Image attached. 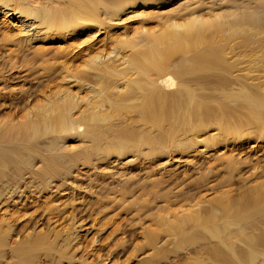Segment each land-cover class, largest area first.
Segmentation results:
<instances>
[{"label": "rangeland", "instance_id": "374dc122", "mask_svg": "<svg viewBox=\"0 0 264 264\" xmlns=\"http://www.w3.org/2000/svg\"><path fill=\"white\" fill-rule=\"evenodd\" d=\"M257 1H129L111 25L87 30L85 22L86 34L67 39L43 37L37 14L0 9V152L7 153L0 154V264H264V135H236L226 145L218 138L205 146L219 135L220 124L211 119L196 131L167 121L146 125L133 111L115 116L109 107H91L105 95L97 68L102 57L126 69L113 77L120 83L110 87L116 94L127 76L140 81L139 65L147 64L154 87L146 93L160 91L172 100L184 95L189 81L204 92L206 107L223 106L232 123L241 119L254 128L240 94H264V24L213 31L208 44L172 56V65H182L194 51L205 61L224 54L237 69L233 74H242L236 82L172 73L178 64L165 79L151 69L156 52L148 47L164 22L210 12L233 18ZM35 2L52 6L44 14L70 4ZM139 94L138 102L144 101ZM65 100L76 101L64 111L73 123L94 116L95 134L92 122L53 124L61 113L55 106ZM31 120L35 129H28ZM129 130L141 144L119 141ZM168 132L173 139L165 137L171 139L165 145L145 142L146 134L164 139Z\"/></svg>", "mask_w": 264, "mask_h": 264}, {"label": "bare ground", "instance_id": "6f19581e", "mask_svg": "<svg viewBox=\"0 0 264 264\" xmlns=\"http://www.w3.org/2000/svg\"><path fill=\"white\" fill-rule=\"evenodd\" d=\"M107 1L108 3L103 4L102 0H70V4L68 6L56 7L48 14H44L46 10L50 11L52 6H37L35 0H0V9L5 8L8 9V11H13V13L15 10L23 11L26 15L37 14L39 16V26L41 27V29L45 30L44 32L46 33L43 37H45L46 39H67L73 36H77L78 33L81 32L82 34H86V31H82V29L86 28L85 25L82 24L85 22H87V24L89 23V25L87 26V30L93 28L94 26H101V28H103L111 25L109 21L116 16L120 9H122L121 4H127L129 1H141L145 2L147 5H151L154 3L162 5L169 0H159L158 2H156L157 0ZM110 3H112L113 5H111ZM255 3L256 5L254 6V9H241L237 13L238 16L233 18H228L230 14L210 12L208 13L210 14L209 16H206L204 14L191 15L189 17L183 18L181 21L169 20L167 22H164L163 25H165L166 23L165 28L159 33L153 35V43L148 47V50L150 52H156V56L151 62V69H153L157 74L164 76L165 79L170 78L169 73L172 72L173 65L178 64V66L173 70L172 73L178 74L199 72V77L203 78L226 79L227 77L228 81L230 82L242 80V74H233V72L237 70L235 65L232 62H228L226 56L221 53L217 54L215 59L205 61V58H203V54L201 52L194 51L191 54V58L187 60L188 62L184 61L182 65H179L180 60H177L176 63L172 65L171 60L172 56L178 52L185 53L194 50L202 45L208 44V42H210L208 40L210 37L208 33H215L213 31L222 30L226 27H231L237 24H253L255 26L261 27L264 24V0H258ZM100 8L102 9L101 11ZM2 12H4V10ZM7 12H4V14ZM77 26H79V28L78 30H75ZM101 28H99V30H101ZM98 31H94L92 32V34H94V36H97L99 35ZM47 32L51 33L47 34ZM236 46L238 45H230V48L232 49V52L230 54H234L233 51L234 49H236ZM66 55L67 54L64 53L61 56ZM97 59H99V62H97V68L101 71V73H99V76L103 80L99 91H103L105 89V95H103L100 100L93 101L94 105L91 106L92 108L99 105L109 107L113 112L116 113H114L115 116L124 114L122 113L124 110L126 112L128 111V114L129 112L133 111L140 116V121L144 122L146 125H161L162 123L167 121L171 124L172 122L178 123L181 126L189 125L190 130L196 131L205 128L206 124L211 119L220 124L219 135L213 137L212 141H205V146L215 144L216 141L213 140H217L218 138H222V142L225 143L228 142V140L229 142H233L234 138L230 140L229 137H235L236 135L238 137L249 135L252 133L256 136L261 137L264 135V112L262 111V109H264V94H258V92L248 93L244 89L241 90L242 94H240V96L241 99L245 102L244 105L249 111V118L252 124H256L254 128H251L250 126L246 125L247 122L242 121L241 119H238L236 122L232 123L227 117V112L224 111L223 106L220 107L219 111H213L212 109L206 107L203 99L204 92L201 90V88H199V92H196V89H194L195 86L188 80V83L184 87V95L178 96L172 100H165V96L161 95L160 91H149L146 93V91L149 89V86L154 87V81L151 79H146V75L148 76L150 74V68L147 64L145 66L139 65L138 72L141 75L140 81L138 80V78H131L130 76L125 75V77L127 76L126 80L124 81L125 89L123 91L118 90L116 94V91L110 90V87L113 84L116 86L120 83L118 82L117 78L113 77L125 74L126 69L117 68L113 64L114 61L104 62V59L102 57H98ZM64 68L69 69L70 66H66L64 63ZM259 68L254 69L259 70ZM213 69L216 70L211 71ZM69 73L71 74V76L75 77L76 72L74 71V69H70ZM92 75L96 76L97 73L94 72V74ZM227 75H230L231 77ZM252 76L254 77V75ZM259 76L260 75L258 74L257 77ZM75 79L77 78L75 77ZM139 92L142 93V97L144 99V101L142 102H138L137 100L141 96ZM80 101L79 103H81ZM91 101L92 100L89 99L87 103H90ZM59 105L61 107L57 105L55 106V109L59 111L58 114L60 112L61 113L59 117L58 115H56V119L53 118L54 125L60 124L74 126L77 124L78 126H81L82 124L89 125L92 121L95 120L94 116L89 112L87 116H81L82 120H80L79 122L74 120L73 123L66 117V112L64 111H70L73 106L76 105V101L73 100V102H66L65 100L63 105ZM63 112L65 115L63 114ZM32 121L33 120L29 122L28 129H35V124L32 123ZM224 122L230 124L227 125ZM93 124L94 125L91 124V130L94 129V126L96 125L95 123ZM163 135L164 139L165 137L171 138L170 132ZM101 136L102 135H100V137ZM120 136V142L123 140L122 138H126L133 143H136L138 145L141 144V142L135 139L136 130H129L128 133H121ZM173 136L174 133L172 132V137ZM103 137L105 138L106 135L102 136V138ZM244 138L245 137H243V139ZM103 139L100 138V140ZM144 139L147 144L148 142H151V146L149 147H152V143L153 145L158 143L165 145V143H167V140L168 142L169 140L171 142V139L173 138L164 140L160 137L155 138L151 135L146 134ZM182 141L183 140H179V142ZM226 144L227 143H225V145ZM163 145H160L161 149L166 147ZM152 152L153 150H151L150 148V151L148 153ZM0 154L6 156L7 153L0 152ZM191 220H193V218Z\"/></svg>", "mask_w": 264, "mask_h": 264}]
</instances>
